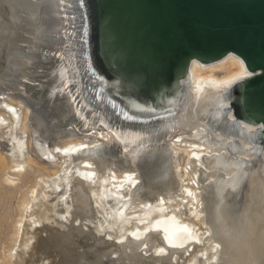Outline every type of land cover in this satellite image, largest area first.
<instances>
[{
  "label": "bare ground",
  "instance_id": "bare-ground-1",
  "mask_svg": "<svg viewBox=\"0 0 264 264\" xmlns=\"http://www.w3.org/2000/svg\"><path fill=\"white\" fill-rule=\"evenodd\" d=\"M40 1L0 0V264H28L36 227L88 240L76 264H264V150L209 122L242 61H193L168 113L130 143L111 127L78 135L65 90L48 95L46 118L36 110L51 99L34 56L50 27Z\"/></svg>",
  "mask_w": 264,
  "mask_h": 264
},
{
  "label": "water",
  "instance_id": "water-1",
  "mask_svg": "<svg viewBox=\"0 0 264 264\" xmlns=\"http://www.w3.org/2000/svg\"><path fill=\"white\" fill-rule=\"evenodd\" d=\"M39 4L47 7L50 27L35 60L46 75L42 81L51 85L46 96L65 90L79 108L78 135L102 138L111 127L125 143L131 134L145 136L155 119L168 113L166 104L182 89L193 61L210 64L231 54L242 61L247 75L223 91L226 105L213 108L221 112L220 119L209 122L241 135L257 155L264 150V0ZM54 7L61 16L54 15ZM53 21H61L56 38L50 34ZM51 102L36 108L43 118ZM153 162H142L141 170L146 173Z\"/></svg>",
  "mask_w": 264,
  "mask_h": 264
},
{
  "label": "rangeland",
  "instance_id": "rangeland-1",
  "mask_svg": "<svg viewBox=\"0 0 264 264\" xmlns=\"http://www.w3.org/2000/svg\"><path fill=\"white\" fill-rule=\"evenodd\" d=\"M1 96V95H0ZM11 226H10V225ZM7 233L1 240V247H5V243L7 239L10 237L8 234L12 228V220L7 222ZM33 232V233H32ZM29 235V239H32L31 246L27 249L29 255L25 254L26 260L28 264H76L75 260L79 253H82L84 257H92V250L87 247L89 244L88 240H84L81 237H76L74 241H78L77 243L73 241V243L66 242L64 240V232H63V240L61 239L62 235L56 236L54 232H43L40 227H36V229L31 230ZM33 234V235H32ZM63 241V244L60 243ZM87 243V244H86ZM67 244V245H65ZM73 244V245H71ZM63 246L64 250H60L58 246ZM71 246V247H70ZM74 246V247H72ZM88 248V249H86ZM77 247V248H76ZM6 248V247H5ZM67 248V250H66ZM76 248V249H75ZM85 248V250H84ZM89 250V251H88ZM59 252H63L62 254ZM84 252V253H83ZM1 254V251H0ZM77 255V256H76ZM28 256V258H27ZM76 257V258H75Z\"/></svg>",
  "mask_w": 264,
  "mask_h": 264
}]
</instances>
